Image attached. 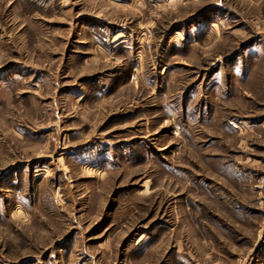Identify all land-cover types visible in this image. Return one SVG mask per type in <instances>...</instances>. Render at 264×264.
I'll use <instances>...</instances> for the list:
<instances>
[{"label": "rangeland", "instance_id": "1", "mask_svg": "<svg viewBox=\"0 0 264 264\" xmlns=\"http://www.w3.org/2000/svg\"><path fill=\"white\" fill-rule=\"evenodd\" d=\"M0 264H264V0H0Z\"/></svg>", "mask_w": 264, "mask_h": 264}]
</instances>
